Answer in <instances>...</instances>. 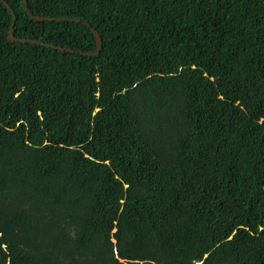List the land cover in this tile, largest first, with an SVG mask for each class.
Returning <instances> with one entry per match:
<instances>
[{"label":"trees","instance_id":"obj_1","mask_svg":"<svg viewBox=\"0 0 264 264\" xmlns=\"http://www.w3.org/2000/svg\"><path fill=\"white\" fill-rule=\"evenodd\" d=\"M0 1V264H264V0Z\"/></svg>","mask_w":264,"mask_h":264},{"label":"water","instance_id":"obj_2","mask_svg":"<svg viewBox=\"0 0 264 264\" xmlns=\"http://www.w3.org/2000/svg\"><path fill=\"white\" fill-rule=\"evenodd\" d=\"M6 8H8L13 16V24L10 30V34H9V41L10 42H19L22 44H26V43H30V44H37L40 46H44L46 48H51V49H55L58 51H63V52H68V53H80L82 55L85 56H90V57H94V56H98L102 49H103V39L100 36L99 32L96 29H92V33L94 34L95 38H96V51L94 52H89V53H84L81 51H75L73 49H68V48H63L61 46H55V45H51V44H45L42 42H38L36 40H30V39H19L15 36V23H16V16L14 15L13 10L10 8L9 4L5 2V0H0ZM24 4H25V10L27 12V14L30 16V18L34 21L37 22H65V21H69V22H78L80 23V20H75V19H71V18H50V17H41V16H35L31 13V11L28 8V0H24Z\"/></svg>","mask_w":264,"mask_h":264}]
</instances>
